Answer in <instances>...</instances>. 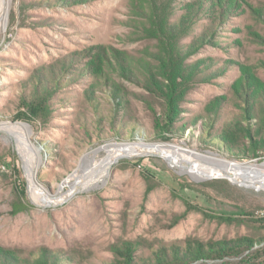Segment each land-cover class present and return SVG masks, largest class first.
Returning <instances> with one entry per match:
<instances>
[{
	"label": "rangeland",
	"instance_id": "obj_1",
	"mask_svg": "<svg viewBox=\"0 0 264 264\" xmlns=\"http://www.w3.org/2000/svg\"><path fill=\"white\" fill-rule=\"evenodd\" d=\"M6 9L0 125L28 128L36 180L50 194L87 152L113 142L171 143L264 167V146L254 151L247 137L258 138L261 114H250L264 103V0H7ZM249 89L247 102L238 94ZM15 134L0 131V253L111 264L112 246L126 240L141 243L137 259H151L160 243L254 238L238 256L189 263L239 264L264 248L260 187L197 180L146 155L117 160L99 188L44 206Z\"/></svg>",
	"mask_w": 264,
	"mask_h": 264
},
{
	"label": "bare ground",
	"instance_id": "obj_2",
	"mask_svg": "<svg viewBox=\"0 0 264 264\" xmlns=\"http://www.w3.org/2000/svg\"><path fill=\"white\" fill-rule=\"evenodd\" d=\"M6 4L7 0H3L0 6L2 11L4 9L7 11ZM22 126L24 132H20L19 126L4 123L0 125V131L13 135L14 131H18L15 137L20 143L33 199L44 206L59 205L77 192L99 188L107 181L111 167L117 160L146 155H161L181 172H186L197 180L226 177L237 183L264 189V167H259L254 163L221 159L171 143H148L140 140L129 143H108L87 152L78 167L62 183L58 192L50 194L36 180L39 158L36 157L35 146L29 140L28 128ZM100 152L104 154L98 157Z\"/></svg>",
	"mask_w": 264,
	"mask_h": 264
},
{
	"label": "trees",
	"instance_id": "obj_3",
	"mask_svg": "<svg viewBox=\"0 0 264 264\" xmlns=\"http://www.w3.org/2000/svg\"><path fill=\"white\" fill-rule=\"evenodd\" d=\"M125 60L127 63L123 61V71L127 70L126 66H128L129 63L132 64L128 58H125ZM106 65L107 67H110L109 64ZM104 74L105 73L103 72L96 73V75L99 77L103 76ZM112 80L115 85H122L115 79ZM243 93H245L247 102L251 100L253 96L251 89L248 91H240L238 95L242 96ZM122 94L123 93H120V98ZM257 94L264 102V86ZM117 97L118 95H116V98ZM248 106H246V108H248L247 110L251 111ZM260 109L261 112L256 113L252 111L250 114L251 117L252 115L258 116V114H261L259 120L260 129L258 130V138L252 134L250 129H247L249 134L247 137H249L252 141L251 148L256 152L260 145L264 146V103L260 106ZM256 245L257 244L256 241H254V238L249 236L222 239L209 243L190 240L186 241L184 244H178L177 242H173L171 244L160 243L157 249L154 247L153 257L151 259L144 257L137 259L136 253L140 250L141 243L137 241L126 240L120 245L116 244L112 246V250L115 252L117 257L115 262L111 264H189L193 261L205 258L222 259L225 257L238 256L244 253L246 250H251ZM1 248L2 247H0V250ZM0 255V264H60L59 258L57 256H53L49 253H46L45 251L39 252L35 257H33L34 260L27 263H22L20 257L13 252L10 254L0 253ZM239 264H264V248L259 249L256 252L250 251L242 258Z\"/></svg>",
	"mask_w": 264,
	"mask_h": 264
},
{
	"label": "built area",
	"instance_id": "obj_4",
	"mask_svg": "<svg viewBox=\"0 0 264 264\" xmlns=\"http://www.w3.org/2000/svg\"><path fill=\"white\" fill-rule=\"evenodd\" d=\"M263 215H264V211H263Z\"/></svg>",
	"mask_w": 264,
	"mask_h": 264
}]
</instances>
